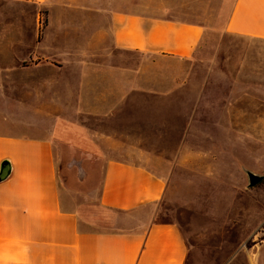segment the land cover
<instances>
[{"label":"crops","instance_id":"1","mask_svg":"<svg viewBox=\"0 0 264 264\" xmlns=\"http://www.w3.org/2000/svg\"><path fill=\"white\" fill-rule=\"evenodd\" d=\"M225 5L228 33L264 41V0ZM191 7V0H0V174L4 163L10 169L0 181V264H187L180 227L149 215L166 195L163 177L106 162L98 208L112 217L84 230L63 200L56 148L75 129L69 112L107 117L122 109L123 72L108 70L109 51L196 55L205 27ZM59 93L68 98L58 102Z\"/></svg>","mask_w":264,"mask_h":264},{"label":"rangeland","instance_id":"2","mask_svg":"<svg viewBox=\"0 0 264 264\" xmlns=\"http://www.w3.org/2000/svg\"><path fill=\"white\" fill-rule=\"evenodd\" d=\"M191 2L205 27L192 59L109 51L108 70L123 72L122 109L69 112L75 129L56 148L63 200L84 230L107 223L111 213L98 208L104 165H140L167 182L149 215L180 227L187 264H264V41L226 31V0ZM247 172L262 182L250 187Z\"/></svg>","mask_w":264,"mask_h":264},{"label":"water","instance_id":"3","mask_svg":"<svg viewBox=\"0 0 264 264\" xmlns=\"http://www.w3.org/2000/svg\"><path fill=\"white\" fill-rule=\"evenodd\" d=\"M9 173H10V169L8 167V164L4 163L1 169L0 181L5 179L9 175ZM247 176L249 179V186L252 188L258 186L263 180L261 176H258L252 172H247Z\"/></svg>","mask_w":264,"mask_h":264}]
</instances>
